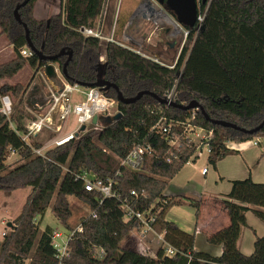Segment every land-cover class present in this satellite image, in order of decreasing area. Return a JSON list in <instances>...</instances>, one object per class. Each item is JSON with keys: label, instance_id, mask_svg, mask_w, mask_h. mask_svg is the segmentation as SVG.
I'll return each mask as SVG.
<instances>
[{"label": "trees", "instance_id": "16d2710c", "mask_svg": "<svg viewBox=\"0 0 264 264\" xmlns=\"http://www.w3.org/2000/svg\"><path fill=\"white\" fill-rule=\"evenodd\" d=\"M37 1L30 0L20 8L21 19L29 27L32 42L44 55L54 56L61 50L73 52L67 65V81L109 80L128 98L143 90L165 98L176 84V103L197 100L211 118L247 129L264 120V0H210L209 4H202L203 10L208 7L201 28L189 33L176 63L169 64L118 41L103 42L99 37L84 35L80 28L94 25L103 14L105 0H64L57 14L44 19L34 14ZM21 2L0 0V29L8 35L14 52L12 59L0 63V82L14 77L27 64L34 71L33 81L46 65L59 64L62 69L68 59V55L53 60L40 59L35 53L22 55L21 49L27 46L26 30L14 15ZM27 88L21 83L0 85V94L9 93L17 100L10 119L0 115V191L10 195L16 189L32 188L14 226L0 244V264H58L53 228L48 226L41 231L40 225L51 206L65 228H74L72 196L88 205L90 212L95 210L96 216L89 213L82 218V230L70 240L71 256L64 264H264V235L257 236L250 255L242 253L238 246L248 225L247 211L252 210L264 221V183L251 177L232 182L231 191L222 202L230 222L206 235L208 242L222 245L223 252L213 256L198 250L195 232H187L167 220L166 213L172 205L188 202L199 216V200L164 194L168 182L190 159L196 158L197 147L185 138H181L179 146H171L170 136L152 129L161 114L166 113L211 130L208 162L215 166L231 152L230 141L257 140L264 155V126L258 132L244 133L213 124L198 108L167 107L145 94L134 103L119 102L121 115L104 118L98 131L85 129L41 156L33 148L43 146L54 133L44 130L31 135L30 144L23 139L26 121L34 117L24 104ZM102 92L117 100L114 88ZM139 145H150L151 151L136 168L122 165L120 159ZM13 151L22 162L10 167L7 160ZM90 174L103 180L113 178L116 195L104 197L97 190H86L84 177ZM132 190L136 194H131ZM149 208L155 216L156 229L164 231L166 242L177 249L174 254H167L162 244L156 246L154 255L124 245L131 231L140 228L139 220L129 217L128 211Z\"/></svg>", "mask_w": 264, "mask_h": 264}, {"label": "built area", "instance_id": "2783aa9c", "mask_svg": "<svg viewBox=\"0 0 264 264\" xmlns=\"http://www.w3.org/2000/svg\"><path fill=\"white\" fill-rule=\"evenodd\" d=\"M207 7L208 5L204 10L202 9V6L199 8L197 22L193 29H184L185 37H187L193 30L195 32L199 31ZM80 31L86 36L102 38L101 30L92 25L82 26ZM130 39L131 37L124 35L125 41H130ZM136 45L139 47L141 46V43L137 42ZM135 50L142 52L137 49ZM21 53L24 56H31L34 54L28 46L22 48ZM143 54L158 62L161 61L159 57L155 58L157 56L150 55L146 52H143ZM102 59L103 58L101 57V60ZM170 67H174V65H171ZM175 90L176 84H174L172 89L165 96L169 102L174 101ZM118 103V100L108 97L98 87H86L77 82L66 80L59 88L51 90L50 96L44 104H36L35 110L31 111L34 114V117L26 121L27 132L26 134H23V139L30 144L31 135H37L44 130L53 132L54 136L47 140L43 146L33 148V152L36 155L45 156L47 149L62 145L77 137L83 125L87 126L88 124L93 123L95 115H97L98 118H101L102 128L104 118L112 119L119 114L120 110L118 108ZM166 106L169 107L170 105ZM14 107L15 104L11 94H0V115L10 119ZM194 117L195 114L192 115V118ZM71 122H73L74 125L72 128H70ZM94 124L99 125L100 121L98 120ZM12 126L14 127L13 124ZM152 129L165 136H170L171 146H179L181 138H185L189 144L196 145L197 152L195 156L202 153L204 149H206L208 153L210 152L208 141L211 139L212 131L193 123L189 119H175L168 114L163 113ZM253 142L254 144H258L257 140H254ZM149 151H151L150 145H139L132 149L125 157L120 159L121 164L136 168L141 158ZM12 154L17 153L13 151ZM208 167L209 166H206L202 169L203 174L208 171ZM113 185V178L103 180L96 178L91 174L84 177L85 189L88 191L97 190L101 192L104 197L116 195L113 191ZM131 194H136L135 190H132ZM90 214L96 216V211L93 210ZM127 215L129 217L134 216L137 218L140 222V228L131 231L129 237L124 242L125 246L130 245L139 252L147 255H154L155 249L153 247L161 244L165 245L167 254L172 255L177 251L176 248L166 242L164 237L165 232H160L156 229L154 225L155 216L150 208L144 211L129 210ZM81 230L82 221L72 229L67 228V233L53 229L52 240L53 246L56 250L58 264H64V261L71 256L70 240L75 236L77 231ZM6 233H8V231L2 232L0 238H4ZM96 250L98 252H103V249L97 248Z\"/></svg>", "mask_w": 264, "mask_h": 264}, {"label": "crops", "instance_id": "0c3cea01", "mask_svg": "<svg viewBox=\"0 0 264 264\" xmlns=\"http://www.w3.org/2000/svg\"><path fill=\"white\" fill-rule=\"evenodd\" d=\"M140 10L145 15H150L147 7L143 6ZM163 23H166L165 26L170 24L168 20ZM140 27L141 24L137 28L138 31ZM156 56L158 57V55ZM54 67L55 76L52 78L46 76L49 79V85L47 86L49 93L44 92L38 84H34L31 89L32 96L25 94V105L30 111L35 110L37 103L44 104L49 98L51 90L59 88L66 81L58 66L54 64ZM42 72L44 70L40 73L42 74ZM59 73H61L62 80L59 79ZM253 141H230L228 147L231 152L220 159L215 166L208 162V158L204 160L202 165L196 166L205 152L208 155V152L204 149L195 159L188 161L180 172L168 182L164 190L165 195L183 196L200 202L199 216H197L196 208L188 202L174 204L166 213L167 220L175 222L187 232H195L196 249L213 256L222 254V245L208 242L206 235L229 224L230 217L222 202L225 196L230 193L234 180L251 177L257 183H264L263 148L259 144H254ZM206 166H209L208 171L203 174L202 169ZM191 167H194V169ZM246 219L248 225L242 231L238 246L242 253L250 255L254 251L257 236L264 235V221L258 218L252 210L247 211Z\"/></svg>", "mask_w": 264, "mask_h": 264}, {"label": "rangeland", "instance_id": "374dc122", "mask_svg": "<svg viewBox=\"0 0 264 264\" xmlns=\"http://www.w3.org/2000/svg\"><path fill=\"white\" fill-rule=\"evenodd\" d=\"M63 1L64 0H38L36 2L34 14L37 18H49L51 15L57 14L61 10ZM140 3L141 0H105L103 14L96 19L93 25L95 28H99V30H101V40L105 42L113 39L115 41H118L119 43L130 46L139 51L146 52L150 55H158L160 60L165 62V64L176 63V60L180 56L182 49L170 50L168 46L160 45L157 41V30L154 31L155 23L153 22V20H151V18L150 20L148 19L146 21L133 20L131 18L132 12H134L139 7ZM140 24L141 27L138 31L137 28ZM124 35L131 37L130 41H125ZM143 38L145 40H142ZM137 42L141 43L142 45L137 47ZM13 56V46L10 44L9 37L6 33H2L0 29V63L10 60ZM102 58V60L100 59L101 61L104 60V56H102ZM55 65H57L60 70L59 64ZM33 72L34 71L32 67L27 64L14 77L2 80L0 82V85L4 83H21L24 85H28L26 91L27 96H32L31 89L34 84H38L44 92H48L49 89L47 86L49 85V79H47L46 75H43L45 74V72H42L41 74L40 71L37 74L36 78L31 81ZM58 76L59 79L62 80L61 73H59ZM13 101L16 105L17 100L14 97ZM98 120L100 121L99 125L90 123L86 126V130L95 129L98 131L101 128L102 123L101 118H98ZM73 126V122H71L70 128H72ZM82 132L83 131H79L80 134ZM207 158L208 155L205 152L202 157H200L196 166L202 165L204 160H207ZM19 159V154H12L8 158L7 164L11 165L10 167H14L17 163L22 162ZM191 168L194 169V167ZM31 191V187L16 189L10 195H7L3 191H0V234L4 231L10 230V227L7 226V224L9 222H12L14 224V221L20 215L23 205L26 202V199ZM70 202L73 209L71 225L75 227L82 221V218L84 216L90 213V208L88 207V205L75 198L74 196L70 197ZM48 226L52 227L55 230H60L63 233H67V228H65L61 224L60 220L54 215L51 206L47 208L43 216L40 225L41 231L45 230ZM2 240L3 238H0V244ZM153 248L155 249L157 247ZM27 262H29V260L26 261V263Z\"/></svg>", "mask_w": 264, "mask_h": 264}, {"label": "water", "instance_id": "95a60500", "mask_svg": "<svg viewBox=\"0 0 264 264\" xmlns=\"http://www.w3.org/2000/svg\"><path fill=\"white\" fill-rule=\"evenodd\" d=\"M29 1L30 0H23V2L17 4V6L14 9V15H15L16 20L18 22L22 23L23 26L25 27L26 36H27V46L35 54H37L40 57V59H44V60H53L58 56L68 55V59L63 64L62 69H60L62 75L67 80L69 78V75L67 72V65L73 57V52L61 50L57 55L49 56V55H44L42 51L37 49V47L34 45V43L32 42V40L30 38L29 27L26 23H24L22 21L21 16H20V12H19L20 8L24 5H26ZM209 2H210L209 0H201L202 4H209ZM167 4L170 7V9H172L176 13V19L172 20L171 21L172 23H174L177 27H180L184 34H185V32H184L185 28L190 29V30L193 29V27L195 26V24L197 22V16H198L197 0H168ZM155 58H158V57H155ZM44 72H45L46 76H48L49 78L54 77L56 74L54 64L50 63V64L46 65L44 68ZM73 82H77L80 85L86 86V87H98L101 90L114 88L117 92L118 102L125 103V104L134 103V102L138 101L140 98H142V96H144L145 94H151L158 101H160L161 103L166 104V105L178 107V108H181L183 110L198 108L201 110V112L205 116V118L207 120H209L210 122H212L213 124H218V125H221L224 127H231V128H234V129L239 130V131L244 132V133L258 132L264 126V120L258 126L251 128V129H247V128L241 127V126H239L233 122H230V121L211 118L210 115L205 111L203 106L200 104V102H198L197 100H191L186 104H179V103H176L175 101L169 102L166 98H161L157 94H155L149 90H143V91L139 92L136 96L128 98V97H125L123 95V93L120 91V89L118 88V86L115 83H113L109 80L99 79L95 82H81L78 80H74ZM120 115L121 114L119 113L115 117L118 118ZM97 121H98V116L95 115L93 118V123H96ZM85 129H86V125H83L81 128V131H84ZM7 226L12 228L14 226V224L12 222H9L7 224Z\"/></svg>", "mask_w": 264, "mask_h": 264}, {"label": "flooded vegetation", "instance_id": "af4514ba", "mask_svg": "<svg viewBox=\"0 0 264 264\" xmlns=\"http://www.w3.org/2000/svg\"><path fill=\"white\" fill-rule=\"evenodd\" d=\"M168 0H141L139 7L132 12L131 18L133 20H153L155 23L154 31L157 34V41L160 45L168 46L170 50H181L184 47L187 37H185L182 29L177 27L171 20L176 19V13L167 4ZM210 1V0H209ZM198 10L202 6L201 0H197ZM147 7L150 15H145L140 8ZM169 17V18H166ZM168 20L170 23L166 25L163 23Z\"/></svg>", "mask_w": 264, "mask_h": 264}]
</instances>
